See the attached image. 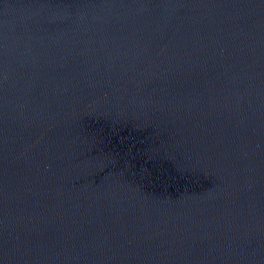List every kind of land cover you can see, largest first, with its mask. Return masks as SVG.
<instances>
[{
	"label": "water",
	"instance_id": "obj_1",
	"mask_svg": "<svg viewBox=\"0 0 264 264\" xmlns=\"http://www.w3.org/2000/svg\"><path fill=\"white\" fill-rule=\"evenodd\" d=\"M0 264H264V0H0Z\"/></svg>",
	"mask_w": 264,
	"mask_h": 264
}]
</instances>
